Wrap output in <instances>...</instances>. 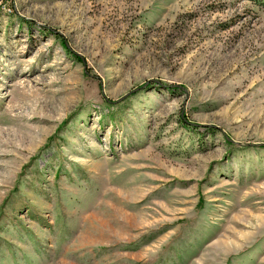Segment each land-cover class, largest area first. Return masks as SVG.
I'll return each mask as SVG.
<instances>
[{
    "label": "rangeland",
    "instance_id": "1",
    "mask_svg": "<svg viewBox=\"0 0 264 264\" xmlns=\"http://www.w3.org/2000/svg\"><path fill=\"white\" fill-rule=\"evenodd\" d=\"M0 264H264L263 1L0 0Z\"/></svg>",
    "mask_w": 264,
    "mask_h": 264
},
{
    "label": "bare ground",
    "instance_id": "2",
    "mask_svg": "<svg viewBox=\"0 0 264 264\" xmlns=\"http://www.w3.org/2000/svg\"><path fill=\"white\" fill-rule=\"evenodd\" d=\"M21 74H23V71L20 72ZM25 86V85H24Z\"/></svg>",
    "mask_w": 264,
    "mask_h": 264
},
{
    "label": "trees",
    "instance_id": "3",
    "mask_svg": "<svg viewBox=\"0 0 264 264\" xmlns=\"http://www.w3.org/2000/svg\"><path fill=\"white\" fill-rule=\"evenodd\" d=\"M258 1H263V3H264V0H258Z\"/></svg>",
    "mask_w": 264,
    "mask_h": 264
}]
</instances>
